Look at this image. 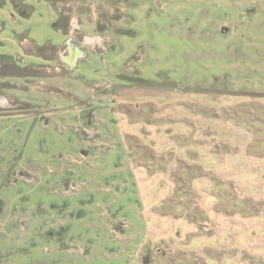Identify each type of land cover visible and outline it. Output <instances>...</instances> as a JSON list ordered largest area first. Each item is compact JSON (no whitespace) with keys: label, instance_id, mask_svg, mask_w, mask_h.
Listing matches in <instances>:
<instances>
[{"label":"rangeland","instance_id":"1","mask_svg":"<svg viewBox=\"0 0 264 264\" xmlns=\"http://www.w3.org/2000/svg\"><path fill=\"white\" fill-rule=\"evenodd\" d=\"M208 1L0 0V55L7 54L0 58V97L13 106L0 109V264H264L259 219L227 214L245 202L209 195L208 183L203 192L188 184L183 189L170 152L118 135L127 121L119 114L129 113L120 103L131 90L142 97L149 81H171L169 89L197 94L209 90L197 85L230 77L241 90L243 46L257 54L244 78L264 83V13L245 24L229 0ZM213 20L229 33L248 26L252 39L246 41L244 32L219 38L222 27ZM70 37L87 53L74 68L61 58ZM21 44L40 55L27 54ZM212 50H231V56L215 62ZM231 123L232 142L257 143L261 135L247 123ZM241 132H249V142ZM216 133V144L228 138ZM115 147L126 148L134 165ZM236 154L242 156L239 185L246 153ZM248 155L252 170L264 164L258 153ZM232 191L239 196V189ZM247 202L253 215L264 206ZM204 206L221 225L205 221L196 231H218L212 243L192 241V228L185 226L206 220L198 212ZM181 217L185 225L179 226ZM234 220L241 224L232 226ZM245 226L249 242L231 243L230 235Z\"/></svg>","mask_w":264,"mask_h":264},{"label":"crops","instance_id":"2","mask_svg":"<svg viewBox=\"0 0 264 264\" xmlns=\"http://www.w3.org/2000/svg\"><path fill=\"white\" fill-rule=\"evenodd\" d=\"M212 1L209 0L208 2L211 3ZM228 6H236L243 12L244 19L241 22H247L245 24H252L254 22V15L257 11L264 13V0H229ZM228 16L231 20L233 19L232 13L228 14ZM215 23L218 24L217 27H222V30L215 34L216 36H220L219 38L223 37L222 39H226L235 32H240V36L242 37L244 32L246 41L252 39L253 31L246 25L243 29L233 26L229 33V27L224 22L218 23L215 21ZM241 49H243V53H240L241 61L246 64L243 68H247V70L243 71H246L247 75L251 71L247 64L254 61L255 57L257 59V54L255 55V50H249L246 46H243ZM212 53L214 61L220 63L231 56V50H212ZM261 67L264 70V51L262 53ZM221 68L224 70L225 66L223 65ZM236 68L239 69V67ZM245 76H243L245 83L241 85V90L237 88L238 84L233 83L229 77V80L224 82H210L209 84L197 85L196 88L198 89L209 88V90L204 89L207 92L198 90L201 93L198 92L197 94L181 92L178 86L174 87V89H169L168 82L171 81L167 83L149 81L143 85L142 97L137 96V92L134 93L135 90H131L129 92L131 94L129 99L120 103L129 105V113L119 114L118 119L121 117V119L125 118L127 121L123 122L124 127L122 126L123 129L121 128L118 135L122 138L132 136L136 140L142 141L143 146L158 144V152L160 154H162V151L165 152V150L166 152H170L175 162V167L177 166V170L178 168L180 169L179 178H181L180 183L182 187L184 184H188L189 188L192 186L193 189L197 188V190L203 192L205 191L204 184L208 183L209 191L206 190L209 195L225 198V200L238 199L243 201V203L245 202L244 208L238 206V209L227 212L228 215L240 214L242 216H249L252 219L257 218L264 229V206L262 208L260 206L259 211H256L254 215L249 214L246 208L247 201H264V176H261V173L258 171L260 168L264 169V164L261 163L253 170L252 166L248 165V162H252L250 159L252 156L249 158L248 155L250 152L258 153V158L264 157V146L261 144L264 141V83L244 78ZM133 88L135 89V86ZM170 94L171 96H169ZM233 120L247 123V126L251 127L250 131H255V133L261 135L256 138L257 143L251 144L246 142L242 144L241 142H232L231 131L236 130L231 123ZM216 130L222 134L220 136L227 134L224 136L228 138L224 142L216 144L215 140H213L217 134ZM220 130H224V132L221 133ZM241 134L246 135V137L248 136L247 141L249 142V132H241ZM114 149L118 148L115 147ZM118 150L125 163L133 166L134 164L132 163L134 162L131 154L127 152L128 150L126 148ZM153 150L156 149L153 148ZM240 151L246 153L245 157L239 161V165L244 169L245 173L240 178L238 177L239 185H237L235 178L238 174L242 173L237 169L238 160L242 156L236 153ZM254 157H257V155ZM212 162H215L218 166L215 167ZM181 167L187 169L195 168L199 172V175H185ZM249 170L251 173L257 172L258 176L255 177L251 173L248 176ZM151 177L150 181L148 180L149 183L155 180L153 176ZM254 182L259 183V185H253ZM167 184V188L169 186L171 188L170 181H167ZM215 187L218 192H214ZM167 188L165 189L166 192H168ZM183 189L180 188L179 190L183 191ZM232 189L236 191L239 189L238 192L241 194L238 193L239 196H235ZM210 209L212 208L204 206V208L198 210L200 214H206V220L198 223L192 220L189 222L191 225H185V218H180L179 226L185 225L186 228L188 226L192 228V234L194 235L192 241L212 243L218 240V231L214 233H210V229L201 232L196 231V228H199L205 221L221 225L216 218L210 219L208 217V215L214 216ZM225 221L228 222L230 220ZM233 223L231 224L232 226L241 224L237 220H234ZM245 227V231L238 228V231L230 235L233 238L231 243L249 242L247 240V226ZM263 229L262 231H264ZM219 231H221V228ZM196 232L199 233L196 234ZM255 243L259 242L255 241Z\"/></svg>","mask_w":264,"mask_h":264},{"label":"water","instance_id":"3","mask_svg":"<svg viewBox=\"0 0 264 264\" xmlns=\"http://www.w3.org/2000/svg\"><path fill=\"white\" fill-rule=\"evenodd\" d=\"M67 45V55L61 56L62 61L70 68L77 66L80 59L86 57V52L82 48V43H80L75 37H70L66 41ZM13 106L10 102L3 96L0 97V109L12 108Z\"/></svg>","mask_w":264,"mask_h":264},{"label":"flooded vegetation","instance_id":"4","mask_svg":"<svg viewBox=\"0 0 264 264\" xmlns=\"http://www.w3.org/2000/svg\"><path fill=\"white\" fill-rule=\"evenodd\" d=\"M4 3H5V1H4ZM13 1H12V5H13ZM12 7H14V6H12ZM22 45V44H21ZM22 48L25 50V48L23 47V45H22ZM29 50L31 51V52H29ZM27 51V52H26ZM25 52L27 53V54H30V55H32V54H35V55H40L39 54V51L37 50L36 51V49L34 48V47H32V46H30V48L29 49H27V50H25ZM6 56H7V54H5ZM5 55H0V58L2 59V58H7ZM0 59V65L2 64V60ZM10 59V58H9ZM11 61H10V63H11V65H12V62H13V59H10ZM14 66H16L17 67V65L16 64H14ZM18 68V67H17ZM3 71H2V68L0 67V73H2Z\"/></svg>","mask_w":264,"mask_h":264},{"label":"bare ground","instance_id":"5","mask_svg":"<svg viewBox=\"0 0 264 264\" xmlns=\"http://www.w3.org/2000/svg\"><path fill=\"white\" fill-rule=\"evenodd\" d=\"M88 41V40H87Z\"/></svg>","mask_w":264,"mask_h":264}]
</instances>
